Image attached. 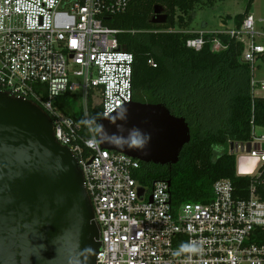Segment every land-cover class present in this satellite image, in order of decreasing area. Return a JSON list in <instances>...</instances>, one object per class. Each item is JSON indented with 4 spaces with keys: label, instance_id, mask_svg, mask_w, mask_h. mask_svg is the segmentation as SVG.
<instances>
[{
    "label": "built area",
    "instance_id": "2783aa9c",
    "mask_svg": "<svg viewBox=\"0 0 264 264\" xmlns=\"http://www.w3.org/2000/svg\"><path fill=\"white\" fill-rule=\"evenodd\" d=\"M132 2L0 0V92L41 106L56 125L58 142L77 158L101 228L97 264H264L260 127H253L250 141L233 143V151L229 147L236 177L248 181L240 186L217 181L208 204L174 206L169 183L142 186L136 177L140 161L99 144L90 108L100 107L103 119L134 101L135 58L120 48L121 31L105 24ZM206 34L244 44L242 61L254 73L264 55V19L249 14L240 28L198 32L187 48L202 50ZM211 50L219 53L226 46L214 38ZM254 87L253 79V94ZM260 88L264 91V82ZM68 92L81 100L89 138L81 135L83 125L57 106Z\"/></svg>",
    "mask_w": 264,
    "mask_h": 264
},
{
    "label": "trees",
    "instance_id": "16d2710c",
    "mask_svg": "<svg viewBox=\"0 0 264 264\" xmlns=\"http://www.w3.org/2000/svg\"><path fill=\"white\" fill-rule=\"evenodd\" d=\"M218 1L224 0H133L126 12L105 23L121 31L120 48L135 58L134 101L163 104L190 126L191 142L177 164L141 163L136 174L142 186L169 183L174 206L210 203L219 180L230 179L238 186L248 181L236 177L237 160L229 154V147L250 141L254 126L264 128V98L253 94V70L242 61L244 44L227 35L206 34L202 50L186 46L188 40L198 37V32L190 31L191 14L197 7L214 6ZM246 1V11L235 18L237 28L251 14L255 2ZM156 6L168 16L165 24L152 23ZM214 38H219L226 50L212 52ZM77 98L68 92L57 106L81 123V135L89 138L83 110L76 109ZM222 105L224 109L219 108ZM101 119L100 107L90 108L95 129Z\"/></svg>",
    "mask_w": 264,
    "mask_h": 264
},
{
    "label": "water",
    "instance_id": "95a60500",
    "mask_svg": "<svg viewBox=\"0 0 264 264\" xmlns=\"http://www.w3.org/2000/svg\"><path fill=\"white\" fill-rule=\"evenodd\" d=\"M167 20L156 6L152 23ZM96 133L102 149L162 166L177 164L192 138L165 105L135 101L101 119ZM101 246L83 171L53 119L0 92V264H97Z\"/></svg>",
    "mask_w": 264,
    "mask_h": 264
},
{
    "label": "rangeland",
    "instance_id": "374dc122",
    "mask_svg": "<svg viewBox=\"0 0 264 264\" xmlns=\"http://www.w3.org/2000/svg\"><path fill=\"white\" fill-rule=\"evenodd\" d=\"M246 7V0H224L216 2L214 6L197 7L191 14L190 28L195 31L208 30L212 32L233 30L236 27L235 18L243 14L246 11ZM251 14L256 20L264 19V0H255ZM253 79L256 82L254 94L256 93L257 97L264 98V91L260 88V83L264 82V61H259L256 64ZM80 107L81 100H78L76 101V109ZM219 108L224 109L225 106L222 105ZM257 134H264V129L258 128ZM218 152L222 153L223 149H219Z\"/></svg>",
    "mask_w": 264,
    "mask_h": 264
},
{
    "label": "crops",
    "instance_id": "0c3cea01",
    "mask_svg": "<svg viewBox=\"0 0 264 264\" xmlns=\"http://www.w3.org/2000/svg\"><path fill=\"white\" fill-rule=\"evenodd\" d=\"M190 31H191V32H195V33H196V32H202V31H195V30H192L191 28H190ZM206 31H208V30H206ZM208 32H212V31H208ZM252 80H253V79H252ZM254 95L256 96V93H255ZM260 128H263V127H260ZM263 129H264V128H263Z\"/></svg>",
    "mask_w": 264,
    "mask_h": 264
}]
</instances>
